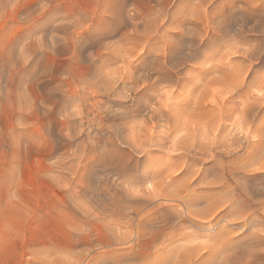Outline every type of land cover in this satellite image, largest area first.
I'll return each instance as SVG.
<instances>
[{"label":"rangeland","instance_id":"obj_1","mask_svg":"<svg viewBox=\"0 0 264 264\" xmlns=\"http://www.w3.org/2000/svg\"><path fill=\"white\" fill-rule=\"evenodd\" d=\"M174 1L0 0V264H118L123 253L128 259L121 264H264V84L257 86L264 55L248 63L239 54L264 47V37L260 42L249 25L241 32L225 28L222 40L204 30L201 35V21L228 18L233 7L221 0H208V7ZM157 62L176 77L141 91L143 76L156 79ZM210 66L208 77L197 81ZM240 66L252 71L244 94L263 103L246 125L236 111L228 121L216 118L221 91L228 89L219 84L221 76L231 78L236 69L243 75ZM196 94L200 109L187 106L198 116L185 104ZM153 103L168 116L148 118ZM170 177L176 183L168 185ZM159 187L225 188L218 190L224 196L234 191L236 206L251 214L249 224L242 229L240 221L203 219L201 226L183 228L193 237L172 238L170 228L151 239L147 231L137 237L134 222L117 218L116 225L115 216L103 215L113 190L124 196L121 203L130 193H152L153 203L165 202ZM199 201L204 205V197ZM222 224L230 234L218 243Z\"/></svg>","mask_w":264,"mask_h":264},{"label":"bare ground","instance_id":"obj_2","mask_svg":"<svg viewBox=\"0 0 264 264\" xmlns=\"http://www.w3.org/2000/svg\"><path fill=\"white\" fill-rule=\"evenodd\" d=\"M169 1V0H168ZM174 1V0H173ZM179 1V0H178ZM177 0L176 1H174V2H178ZM182 1H184V0H182ZM181 1V2H182ZM188 1H190V0H188ZM198 1H199V3H198ZM217 1V0H216ZM219 1V0H218ZM222 1V4L223 5H228V7L229 8H232L233 7V10L231 11V12H228V18H225V19H218V18H211V19H208V20H206L205 19V22H204V24H203V22L201 21V24H203V26H202V28L200 27L201 26V24H200V26H199V28L201 29L200 31L198 30L199 28L198 27H196V28H198L197 30L199 31L198 33H200L202 30H204V32L205 33H207L208 34V36L210 37L212 34H213V36L216 38V40H217V38H218V40H222L221 38H223L224 37V30H225V28H226V32L229 30V31H232V30H238L239 32H241L244 28L246 29V27L248 26V30L249 31H254V32H256L257 34H258V37H259V41L260 42H262L261 41V39L264 37V0H242V5H235L234 3H235V0H221ZM171 2V1H170ZM174 2H172V4L174 3ZM186 2H187V0H186ZM194 2H197V4L199 5V4H202L203 3V5H205L206 4V6H207V2H209L208 0H197V1H194ZM168 3V2H167ZM179 3V2H178ZM210 3V2H209ZM208 3V4H209ZM170 4V3H169ZM181 4V3H180ZM196 3H194L193 5H194V8H195V6L197 5H195ZM174 5V4H173ZM193 5L191 6V5H189V7H193ZM175 6V5H174ZM178 5H176V7H177ZM201 5H199L198 7H200ZM175 7V8H176ZM198 7H196V8H198ZM202 7V6H201ZM204 7V6H203ZM208 7V6H207ZM186 8V7H185ZM204 8H206V7H204ZM202 9V8H201ZM208 9V8H207ZM206 11V10H205ZM171 15H174V14H171ZM206 15V14H205ZM169 19H172V17L171 18H169ZM173 20V19H172ZM175 20V19H174ZM227 20V21H226ZM171 20H169V22H170ZM182 22V21H181ZM171 23H172V21H171ZM170 23V24H171ZM172 24H174V23H172ZM183 24V23H182ZM181 24V25H182ZM233 24H234V26H233ZM174 26H176V23H175V25H173V27ZM177 26H180V23L179 24H177ZM227 26V27H226ZM233 27H234V29H233ZM170 28H171V26H170ZM175 28V27H174ZM174 28H172V29H174ZM184 28V27H183ZM196 28H194V30L196 31ZM180 29V28H179ZM176 30H178V28L176 29ZM181 30V29H180ZM176 33H180V32H176ZM175 33V34H176ZM182 33V32H181ZM197 33V32H196ZM203 33V32H202ZM253 33V32H252ZM255 33V34H256ZM201 34V33H200ZM200 34H198V36L200 35ZM236 34H238V33H236ZM191 35V34H190ZM202 35V34H201ZM212 36V40H213V37ZM236 36H238V35H236ZM199 37H201V36H199ZM208 37V38H209ZM195 38V37H194ZM211 38V37H210ZM212 40H210V41H212ZM212 42H217V41H212ZM262 44H264V43H262ZM215 46V45H214ZM229 46V45H228ZM230 47V46H229ZM240 48V47H239ZM198 49V48H197ZM196 48H195V50H197ZM235 50H237V49H235ZM234 50V51H235ZM168 51V50H167ZM170 51V50H169ZM171 51H173L172 49H171ZM237 52H240L239 50H237ZM229 53V52H228ZM264 53V47H263V45H261V43H258V46H253L252 48H249V49H245V50H243L242 52H240L239 54H242L246 59H247V62H248V60H249V62H253V61H256L257 59L258 60H260V58H261V56L262 55H264L263 54ZM171 54H173L172 52H171ZM170 54V55H171ZM167 55V54H166ZM168 56V55H167ZM172 56V55H171ZM170 56V57H171ZM169 57V56H168ZM167 57V58H168ZM242 57V56H241ZM163 58H164V56H163ZM162 58V59H163ZM263 59V58H262ZM159 60V59H158ZM161 60V59H160ZM167 60V59H166ZM171 59L169 58V61H170ZM162 61V60H161ZM168 61V62H169ZM174 61V60H173ZM219 61V60H218ZM248 62V63H249ZM258 62V61H257ZM256 62V63H257ZM159 62H157V64H158ZM165 63H166V61L164 62V65H165ZM174 63H175V61H174ZM254 63V62H253ZM252 63V64H253ZM259 63H262V62H259ZM161 64H163V63H161ZM160 64V65H161ZM178 64V63H177ZM251 64V63H250ZM250 64H248L251 68H252V66L250 65ZM154 65V64H153ZM159 65V64H158ZM157 65V66H158ZM160 65L158 66V67H155L156 66V63H155V66H153L154 67V69H152V70H154V73L157 75L156 76V79H154L153 81L151 80V78L149 77V76H140V78L142 77V80H141V82H140V84H141V91L142 90H144V92H145V90H146V88H152V87H154L155 86V84L157 83V82H164L165 80H168V81H170L171 80V82H172V80H174V77H176V71H175V73L174 74H169L167 71H169V70H167L166 72L165 71H163V69H164V67L163 68H161L160 67ZM170 65V64H169ZM176 65V64H175ZM215 65V64H214ZM247 65V66H248ZM255 65V64H254ZM163 66V65H162ZM213 66V65H212ZM248 66V67H249ZM218 67H219V65H218ZM217 65H216V67H214L213 66V68L214 69H216L217 70ZM243 67H245V69H243ZM240 66V68H242V69H240V68H238V69H240L241 71L242 70H244L243 71V75L241 74L242 72H237L238 70L236 69V71H234V72H236L237 74L235 75V73L233 72V75H235L234 77H232L233 75L231 74V78L230 77H226V76H230V74L229 73H227V72H223V74H226V76L224 77V76H221L223 79H221L222 80V82L221 83H219L220 85L222 84V83H224V87L225 86H228V89H224L223 88V86H222V88L225 90V92H223V90L221 91L222 92V94H224L223 95V97L221 98V100H220V105H219V108L217 109V115L219 116V117H216L217 118V120H218V118H219V120H221L222 122H223V119H227L226 121H228V119L232 116V115H234V112L236 111V117H238V113L241 115V117H242V119H243V121H244V124L246 123V124H248V123H251L256 117H258L257 115H256V117L254 118V110L256 111V108L255 107H257V110H258V106H260L261 105V107H263L262 106V102H263V95L261 96H259V97H262V99H261V101H260V98L258 97V99L256 100V98H253L254 99V102H255V100H256V102L253 104V103H251V100H252V98L251 97H253V96H251V97H248L249 95H245L244 94V92H245V89L246 88H249V86L250 85H252V83H249V80L247 81V76L250 74V73H252V71H250L249 69H250V67H249V69H247V67L246 66ZM157 68V69H156ZM171 68V67H170ZM176 68H177V66H176ZM201 68H203V67H201ZM201 68H199V69H201ZM207 68V67H206ZM213 68L210 66V68H207V69H205V70H202V71H200V73H199V75H198V77H197V81H198V78L200 77V79H201V82L204 80V79H206L207 77H208V75L210 74V72L213 70ZM219 68H221V67H219ZM151 69V68H150ZM162 69V70H161ZM173 69V68H172ZM175 69V68H174ZM223 69V68H222ZM161 70V71H160ZM165 70H166V68H165ZM219 70H221V69H219ZM252 70V69H251ZM163 71V72H162ZM218 72V71H217ZM219 73V72H218ZM221 73V72H220ZM179 74V73H178ZM223 74H221V75H223ZM178 76V75H177ZM218 76H220V74H218ZM241 76V77H240ZM252 76V75H251ZM213 75L211 76V79L213 80ZM249 77V76H248ZM263 77V76H262ZM138 78V77H137ZM228 78H230V79H228ZM250 78V77H249ZM261 78V77H260ZM200 79H199V81H200ZM140 80V79H139ZM139 80L138 81H136V83H137V85H138V82H139ZM178 79L176 78V81H177ZM215 80V79H214ZM262 80H264V79H262ZM262 80H260V81H258V85L257 86H259V88H262V86H263V84L264 83H262L263 81ZM218 81L219 80H215L214 82H217L218 83ZM179 82V81H178ZM201 82H200V84H201ZM252 82V81H251ZM174 83V82H173ZM177 83V82H176ZM175 83V84H176ZM198 83V82H197ZM197 83H195L194 85H196ZM206 83H208V82H206ZM200 84H198V85H200ZM211 85H212V82L210 83ZM157 85V84H156ZM206 85V84H205ZM213 85H215V87H216V84L215 83H213ZM218 85V84H217ZM220 85H218V87H220L221 88V86ZM256 85V84H255ZM262 85V86H261ZM197 86V85H196ZM253 86H254V84H253ZM261 86V87H260ZM214 87V86H213ZM256 87V86H255ZM264 87V86H263ZM197 89L199 88V87H196ZM217 88V87H216ZM227 88V87H226ZM201 89V88H200ZM214 90H213V92L215 91V88H213ZM250 89V88H249ZM195 90V89H194ZM212 90V89H211ZM217 90H218V88H217ZM216 90V91H217ZM220 90V89H219ZM258 90V89H257ZM261 90V89H260ZM260 90H259V92H260ZM149 91V90H148ZM200 91V90H199ZM208 91H209V89H208ZM218 92V91H217ZM220 92V91H219ZM220 92V93H221ZM241 92H243V93H241ZM247 92V91H246ZM245 92V93H246ZM141 93H143V92H141ZM215 94L214 95H216L217 96V93L216 92H214ZM248 93H250V92H248ZM199 94V93H198ZM208 94V93H207ZM247 94V93H246ZM254 94V93H253ZM252 94V95H253ZM260 94V93H259ZM258 94V95H259ZM197 95V94H196ZM211 95H213V94H211ZM221 95V94H220ZM251 95V94H250ZM257 95V94H256ZM215 96V97H216ZM222 96V95H221ZM152 97V96H151ZM196 97V96H195ZM203 97H204V95H203ZM202 97V98H203ZM214 97V96H213ZM218 97H220L219 96V94H218ZM143 98V97H142ZM145 98V97H144ZM161 98V97H160ZM237 98V99H236ZM249 98H251V100H249ZM165 99V98H164ZM164 99H162V100H164ZM184 99V98H183ZM204 99V98H203ZM216 99V98H215ZM181 100V99H180ZM202 100V99H201ZM217 100V99H216ZM184 101V100H183ZM191 101V100H189V99H187V100H185V104H186V106H187V104L188 105H191V104H193V102H194V105H193V108H195V106L196 105H198L199 104V102H200V95L198 96L197 95V100L195 99V101H192V103H190L189 104V102ZM203 102H204V100H202ZM248 101H250V103H248ZM258 101H260V102H258ZM158 102V101H157ZM159 102H161V101H159ZM165 102V101H164ZM179 101H176V103H178ZM207 102V101H206ZM217 102H218V100H217ZM217 102H216V106H217ZM237 102V103H236ZM253 102V101H252ZM144 104V103H143ZM154 104V103H153ZM156 104H158V103H156ZM156 104H154V105H152V106H150L149 108V110H148V108H146V105H148V104H146L144 107L146 108V110L148 111V112H146L149 116H148V118H154V116L155 115H157L158 116V114L159 115H161V116H164V115H167V114H169V111L167 110V109H164L165 107H163L162 105V107L161 106H157ZM168 104V103H167ZM171 104V103H170ZM180 104V103H179ZM184 104V103H183ZM184 104V105H185ZM201 104H203V103H201ZM206 104H208V103H206ZM210 104H211V102H210ZM219 104V103H218ZM175 105V104H174ZM182 106V108L184 109L185 108V106ZM192 106V105H191ZM203 105H201V108L203 109V107H202ZM171 107V106H170ZM175 107V106H174ZM188 107V106H187ZM186 107V108H187ZM197 107V106H196ZM207 107H208V105H207ZM207 107H205V109L207 108ZM215 107V106H214ZM145 108H143V106L140 108V110L142 109H145ZM160 108H163L164 110H160L159 111V109ZM169 108V107H168ZM177 108H179V106L177 107ZM176 108V109H177ZM189 109L190 108H192V107H188ZM192 108V110L196 113L197 111V108H199V107H197L195 110ZM260 108V107H259ZM170 109V108H169ZM175 109V108H174ZM175 109V110H176ZM188 109V110H189ZM200 109V108H199ZM186 111H187V109H185ZM204 110V109H203ZM178 111V110H177ZM182 111V110H181ZM189 111H191V110H189ZM189 111L187 112V113H189ZM192 111V112H193ZM140 112V111H139ZM143 112V111H142ZM176 112V111H175ZM257 112V111H256ZM260 111H258V113H259ZM141 113V112H140ZM181 113V112H180ZM182 113H183V111H182ZM261 113V112H260ZM139 114V113H138ZM146 114V115H147ZM177 114H178V112H177ZM183 114H185V113H183ZM192 114V113H191ZM197 114V113H196ZM137 115V114H136ZM140 115H142V114H140ZM190 115V114H189ZM195 117H196V115L195 114H193ZM216 115V116H217ZM145 116V115H144ZM168 116V115H167ZM197 116H198V114H197ZM176 117H177V115H176ZM190 117V116H189ZM235 117V116H234ZM234 117L232 118V120L234 119ZM236 117H235V119H236ZM156 118V117H155ZM192 118V117H191ZM239 118H240V116H239ZM166 119V118H165ZM170 119V118H169ZM193 119V118H192ZM202 119V118H201ZM241 119V118H240ZM240 119H237L238 121L240 120ZM176 120V119H175ZM208 120H210V119H208ZM224 120V121H225ZM231 120V119H230ZM169 121V120H168ZM202 121V120H201ZM200 121V122H201ZM234 121V120H233ZM236 121V120H235ZM192 122V121H191ZM200 122H199V124H200ZM217 122H219V121H217ZM254 122H255V120H254ZM216 123V122H215ZM234 123V122H233ZM237 123V122H236ZM192 124V123H191ZM198 124V125H199ZM220 124V123H219ZM239 124V123H238ZM245 124V125H246ZM253 124V123H252ZM155 125V124H154ZM212 125V124H211ZM210 125V126H211ZM242 125V124H241ZM215 126V125H214ZM219 126V125H218ZM222 126V125H221ZM243 126V125H242ZM120 127V126H119ZM208 127V126H207ZM212 127V126H211ZM220 127V126H219ZM210 128V127H209ZM150 129V128H149ZM216 129V128H215ZM220 129V128H219ZM116 129H114V131H115ZM252 131V130H251ZM258 131V130H257ZM150 132V131H149ZM152 132V131H151ZM252 133V132H251ZM254 133V132H253ZM255 133H257L256 131H255ZM118 134V133H117ZM257 135V134H256ZM262 135V134H261ZM260 135V136H261ZM103 137V136H102ZM148 138V137H147ZM146 138V139H147ZM145 140V139H144ZM97 142V141H96ZM139 142V141H138ZM162 143H163V141H162ZM192 143V142H191ZM132 144V143H131ZM157 144V143H156ZM102 145V144H101ZM185 145V144H184ZM142 146V145H141ZM191 146V145H190ZM201 146V145H200ZM200 146H199V148H200ZM191 148V147H190ZM177 149V148H176ZM132 150V149H131ZM148 151V150H147ZM101 153H103V152H101ZM182 153V152H181ZM140 154H141V152H140ZM146 155V154H145ZM264 156V155H263ZM131 157V156H130ZM264 159V158H263ZM138 162V161H137ZM186 162V161H185ZM244 163V162H243ZM241 164L242 166L244 165V164ZM81 165V164H80ZM87 165V164H86ZM240 165V164H239ZM120 168V167H119ZM240 168V167H239ZM241 168H243V167H241ZM260 168V167H259ZM244 171H246V169L244 170ZM257 171V170H256ZM261 172V171H260ZM191 173V172H190ZM255 173V172H254ZM171 174V173H170ZM250 175V174H249ZM117 176V175H116ZM193 176V175H192ZM196 177V176H195ZM165 178V177H164ZM178 179V178H177ZM116 181H117V179H116ZM162 181V180H161ZM160 182V181H159ZM163 182V181H162ZM172 183H176V179L174 178V177H170L169 178V181H168V185H171ZM191 183V182H190ZM209 183V182H208ZM160 184V183H159ZM220 184V183H219ZM125 185V184H124ZM157 185H158V182H157ZM189 184H188V182H187V186H188ZM205 185V184H204ZM203 185V186H204ZM159 186H161V185H159ZM116 187V186H115ZM178 187V186H177ZM197 187V186H196ZM196 187H194V188H160V189H158V190H160V191H157L159 194L158 195H161L164 199H166V201L165 202H155V203H153V201H152V198L153 197H155V194H152V193H148V195H144V196H140V195H136L135 194V196L132 194V193H130V196H128V200H126V198H125V202H122L121 203V201H124L123 199H121L122 197L124 198V196H121V195H118L119 194V190H117L116 189V191L115 190H113V193H111V195H110V202H109V205L108 206H106V208H104V211H106V213H104L103 215H106L107 213L108 214H110L111 215V217L113 216H115L116 217V220H114L115 218H113V220H114V223L116 224L117 222H118V220H117V218H119V219H125V221L127 220V221H129L130 223H133L134 222V226H135V230L136 231H134V232H136L137 234L140 232V234H141V232L143 233V232H149V233H151V235L153 234H166L167 233V230H169L170 228L172 229V231H170L169 233H168V235H171L170 237H172V238H179V239H183V238H186V237H191L193 234H191V233H188V232H186V231H183V228H189V227H186L187 226V223L188 222H190V225H194V226H197L198 227V225L199 226H201L202 224H201V221L200 220H203V219H210V221H215L214 223L215 224H218L217 222H218V219L219 220H223V221H225V222H228L229 223V221L231 222V221H240V223H241V228L242 229H245L246 227V225H248L249 224V221H250V213H248L247 211H245L244 209H239L237 206H236V202H237V198L236 197H234V191H230V194H229V192H227V193H225L226 195L224 196V195H222V194H220V193H218V190H222V189H225V188H196ZM207 187V186H206ZM213 187V186H212ZM215 187V186H214ZM262 187H264V185L262 186ZM125 188V187H124ZM254 188V187H253ZM259 188V187H258ZM123 189V188H122ZM129 189H131V188H129ZM153 190H155V188L153 189ZM232 190V189H231ZM123 191H126L125 189L123 190ZM130 191V190H129ZM156 191V190H155ZM225 191H229V190H225ZM117 192H118V194H117ZM122 192V191H121ZM156 192V193H157ZM125 193V192H124ZM128 193V192H127ZM243 193V192H242ZM121 194V193H120ZM249 194V193H248ZM129 195V194H128ZM127 196V195H126ZM200 197H204V200H205V202H204V205H202V206H200L199 204H200V201H199V199H200ZM203 199V198H202ZM167 201H178L179 202V204L178 205H174V204H172V202H167ZM246 202H247V200H246ZM243 203H244V205H246V203L243 201ZM150 204V205H149ZM248 205V204H247ZM147 207L148 206V208H147V210L144 212V213H142L141 212V214L140 213H138L139 211H138V209L140 210V208L141 209H143V208H145V207ZM200 206V207H199ZM102 211H103V209H102ZM109 215V216H110ZM98 217V216H97ZM101 217V216H100ZM106 217V216H105ZM117 221V222H116ZM124 222V221H123ZM222 222V221H221ZM237 222V223H238ZM220 223V222H219ZM236 223V224H237ZM124 224H126V222H124ZM127 224H128V222H127ZM221 224V223H220ZM219 224V225H220ZM234 224H235V222H234ZM117 225V224H116ZM118 225H119V223H118ZM129 225H131V224H129ZM231 225V224H230ZM232 225H233V223H232ZM126 226H128V225H126ZM224 226L225 225H221L220 227H222V228H220V230L222 229V232H220L218 235H216V237L218 236V243H219V241L220 240H222V242L223 241H225L226 239L225 238H227L229 235L228 234H230V233H228V231H227V229H224ZM237 226H240L239 224L237 225ZM191 227V226H190ZM116 228V227H115ZM118 228H120L119 226H118ZM132 228H133V226H132ZM109 230L111 231L112 230V228H111V225H110V227H109ZM132 230V229H131ZM114 231V230H113ZM113 231H111V232H113ZM116 231V230H115ZM117 231H118V229H117ZM227 232V233H226ZM230 232H232V231H230ZM116 233V232H115ZM114 233V234H115ZM132 233V232H131ZM135 233V234H136ZM217 233H218V231H217ZM216 233V234H217ZM112 234V233H111ZM134 234V235H135ZM147 234V233H146ZM145 234V235H146ZM215 234V233H214ZM226 234L228 235V236H226ZM124 235V234H123ZM144 235V234H143ZM142 235V236H143ZM153 235L152 236H150V238L151 237H153ZM155 235V236H156ZM211 235V234H210ZM112 236V235H111ZM114 236V235H113ZM116 236V235H115ZM130 236V235H129ZM138 236H140L139 234L137 235V237ZM141 236V237H142ZM166 236H167V234H166ZM194 236V235H193ZM192 236V237H193ZM214 236V235H213ZM224 236H226L225 238H224ZM121 237H122V235H121ZM141 237H140V240H142L141 239ZM147 237H149V235H147ZM157 237H159V236H157ZM161 237V236H160ZM159 237V238H160ZM165 237V236H164ZM163 237V238H164ZM169 237V236H168ZM113 238V237H112ZM123 238H125V235H124V237ZM122 238V239H123ZM158 238V239H159ZM167 238V237H166ZM229 238V237H228ZM227 238V239H228ZM231 238V237H230ZM136 238L134 237V240H135ZM148 240H150L151 241V239H149V238H147ZM146 239V240H147ZM154 239H156V237L154 238ZM162 239V238H161ZM169 239V238H168ZM167 239V240H168ZM216 239V238H215ZM116 241H117V239H115ZM115 240H114V242H115ZM120 240H121V238H120ZM139 240V239H138ZM147 240V241H148ZM163 240V239H162ZM170 240H171V238H170ZM119 241V240H118ZM143 241V240H142ZM142 241H139L140 243L142 242ZM216 241V240H215ZM228 241V240H227ZM105 242H107V241H105ZM111 243H112V240L110 241ZM133 242H135V241H133ZM152 242H154V240H152ZM214 242V241H213ZM109 243V240H108V242H107V244ZM136 243H138V241L136 242ZM135 243V244H136ZM139 243V244H140ZM212 243V242H211ZM216 243V242H215ZM214 243V244H215ZM226 243V242H225ZM225 243H223V244H225ZM105 244V243H104ZM103 244V245H104ZM131 244H133V243H131ZM139 244H136L137 245V249L133 246V248H135L136 250H138L139 251V249H138V246H139ZM141 244H143V245H141ZM140 245L141 246H144V243H141ZM111 245V244H110ZM146 245V244H145ZM148 245V244H147ZM205 245H207V244H205ZM211 245H213V244H211ZM129 246H131V245H129ZM225 246V245H224ZM223 245H222V247H224ZM139 248H141V247H139ZM195 248V247H194ZM210 248V247H209ZM110 249V248H109ZM114 249V248H113ZM128 249H130V248H128ZM211 249V248H210ZM111 250V249H110ZM185 251H187V249L185 250ZM111 252V251H110ZM109 252V254H111ZM114 251H112V254H114L113 253ZM125 252V251H124ZM126 252L128 253L129 252V250L127 251L126 250ZM132 252L133 251H131V254H132ZM190 252H191V250H190ZM190 252H189V256H191L192 254H190ZM107 253V252H106ZM105 252H104V254H106ZM116 253H118V252H116ZM116 253H115V256H116V258H117V255H116ZM126 253V254H127ZM192 253H195L194 251H192ZM103 254V255H104ZM124 254V256H123V260H124V257H126L125 256V253H123ZM134 254V253H133ZM137 254H138V252H137ZM143 255H144V253H142ZM108 255V254H107ZM107 255H106V257H107ZM119 255V257H122V256H120V254H118ZM129 255H130V252H129ZM135 255H136V253H135ZM135 255H132V257L133 256H135ZM142 255V256H143ZM137 256V255H136ZM141 256V255H140ZM193 256H194V254H193ZM113 257H114V255L112 256V259H113ZM131 256H129V258H130ZM131 257V258H132ZM103 258H104V256H103ZM109 258H111V256L110 257H108V259ZM127 259H128V257H126ZM136 258H140V257H136ZM135 257H134V259H135V261L137 260ZM144 258H145V256H144ZM202 258V257H201ZM102 259V258H101ZM105 259H107V258H105ZM104 259V260H105ZM107 259V260H108ZM119 259V258H118ZM118 259H117V261H118ZM127 259H125V260H127ZM103 260V259H102ZM106 260V261H107ZM120 260H121V258H120ZM118 261L119 263L120 262H122V261ZM133 260V259H132ZM131 260V261H132ZM139 260V259H138ZM143 261V260H142ZM105 262V261H104ZM104 262L102 263V264H104ZM111 262V261H110ZM113 262V261H112ZM116 262V261H115ZM114 262V263H115ZM145 262V261H144ZM107 264L109 263V261H107L106 262ZM114 263H112V264H114ZM118 263V264H119ZM124 263V262H123ZM122 263V264H123ZM143 263V262H142ZM189 263V262H188ZM115 264H117V263H115ZM121 264V263H120ZM125 264V263H124Z\"/></svg>","mask_w":264,"mask_h":264}]
</instances>
